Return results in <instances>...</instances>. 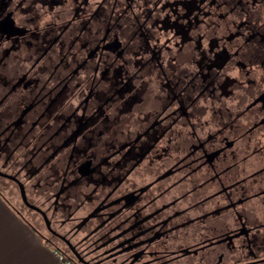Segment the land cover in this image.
<instances>
[{"label":"flooded vegetation","instance_id":"flooded-vegetation-1","mask_svg":"<svg viewBox=\"0 0 264 264\" xmlns=\"http://www.w3.org/2000/svg\"><path fill=\"white\" fill-rule=\"evenodd\" d=\"M2 179L75 264H264V0H0Z\"/></svg>","mask_w":264,"mask_h":264},{"label":"crops","instance_id":"crops-1","mask_svg":"<svg viewBox=\"0 0 264 264\" xmlns=\"http://www.w3.org/2000/svg\"><path fill=\"white\" fill-rule=\"evenodd\" d=\"M0 191V264H65Z\"/></svg>","mask_w":264,"mask_h":264},{"label":"rangeland","instance_id":"rangeland-1","mask_svg":"<svg viewBox=\"0 0 264 264\" xmlns=\"http://www.w3.org/2000/svg\"><path fill=\"white\" fill-rule=\"evenodd\" d=\"M0 191L1 193H3L4 196H6V198L9 200V201H12V204L15 206V208L30 222H32L33 224L36 225V227L42 231L44 234H47L46 233V229L44 227V225H42L40 222H36L34 220V217L31 215V214H28L27 212H24L25 209H23L21 207V205H19L18 203V200H17V197L16 196H10L7 189L5 188V182H4V179H2V182H1V185H0ZM59 246L63 247V245L59 244Z\"/></svg>","mask_w":264,"mask_h":264},{"label":"built area","instance_id":"built-area-1","mask_svg":"<svg viewBox=\"0 0 264 264\" xmlns=\"http://www.w3.org/2000/svg\"><path fill=\"white\" fill-rule=\"evenodd\" d=\"M55 253L59 256V259H61L65 264H75L72 260L67 258V256L64 253L56 249H55Z\"/></svg>","mask_w":264,"mask_h":264},{"label":"trees","instance_id":"trees-1","mask_svg":"<svg viewBox=\"0 0 264 264\" xmlns=\"http://www.w3.org/2000/svg\"><path fill=\"white\" fill-rule=\"evenodd\" d=\"M30 225H31L33 228H35L31 223H30ZM46 240H47V241H48V242H49V243H50V244H51L56 250H58V251L64 253V254L67 256V258H69L70 260H72L71 256L68 254L67 251L61 249V248L58 247L56 244H54L53 242L49 241L47 238H46Z\"/></svg>","mask_w":264,"mask_h":264}]
</instances>
